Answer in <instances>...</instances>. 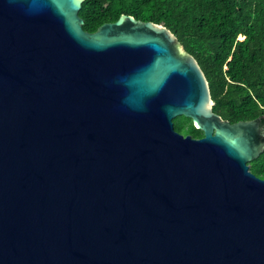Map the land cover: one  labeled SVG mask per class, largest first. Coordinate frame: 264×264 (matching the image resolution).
<instances>
[{"label": "water", "instance_id": "1", "mask_svg": "<svg viewBox=\"0 0 264 264\" xmlns=\"http://www.w3.org/2000/svg\"><path fill=\"white\" fill-rule=\"evenodd\" d=\"M85 1L0 0V264H264L263 117L216 114L163 25L86 32Z\"/></svg>", "mask_w": 264, "mask_h": 264}, {"label": "trees", "instance_id": "2", "mask_svg": "<svg viewBox=\"0 0 264 264\" xmlns=\"http://www.w3.org/2000/svg\"><path fill=\"white\" fill-rule=\"evenodd\" d=\"M79 15L89 33L122 15L163 25L199 63L213 111L231 124L263 117L264 127V0H86ZM174 126L204 136L191 119L178 117ZM250 170L264 180V153Z\"/></svg>", "mask_w": 264, "mask_h": 264}]
</instances>
